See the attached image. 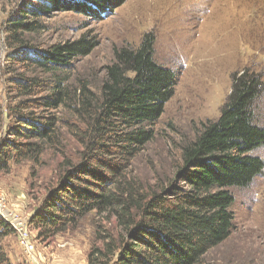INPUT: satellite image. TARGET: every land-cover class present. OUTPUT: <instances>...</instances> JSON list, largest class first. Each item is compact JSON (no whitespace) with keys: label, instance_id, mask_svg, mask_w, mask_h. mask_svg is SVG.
<instances>
[{"label":"trees","instance_id":"obj_1","mask_svg":"<svg viewBox=\"0 0 264 264\" xmlns=\"http://www.w3.org/2000/svg\"><path fill=\"white\" fill-rule=\"evenodd\" d=\"M125 1L39 0L8 23L12 53L4 74L13 124L0 144V173L12 163L42 167L46 154L62 155L31 222L41 238H52L90 219L88 264H210L206 255L234 228L231 188L264 173V159L252 154L264 146V126L256 121L264 81L249 69L233 73L219 117L182 146L174 176L138 178L134 159L155 137L179 80L155 59L154 36L116 47L96 86L75 72V62L97 47L96 36L46 48L28 39L56 11L101 19ZM68 139L81 147L76 159L67 156ZM13 233L0 215V264H13L3 245Z\"/></svg>","mask_w":264,"mask_h":264},{"label":"rangeland","instance_id":"obj_2","mask_svg":"<svg viewBox=\"0 0 264 264\" xmlns=\"http://www.w3.org/2000/svg\"><path fill=\"white\" fill-rule=\"evenodd\" d=\"M38 1L0 0V144L13 124L4 74L12 53L6 42L8 23L28 14ZM40 22L42 28L28 34L38 47L82 35L97 37L93 52L75 62L76 74L93 86L113 61L116 47L139 46L146 34L154 36L155 59L174 70L179 80L155 126V137L133 162L134 175L152 183L173 177L182 146L196 137L204 123L219 117L232 89L233 73L249 69L264 81V0H126L101 19L56 11ZM256 121L264 126V91L256 104ZM68 140L67 156L76 159L81 147ZM252 154L264 159V146ZM63 159L49 153L42 167L12 163L7 172L0 173V190L8 209L27 221L36 245L34 255L29 256L20 247L16 231L5 238L3 245L13 264H88L93 241L90 219L52 238H41L31 222L44 207ZM231 191L235 197L233 231L210 250L206 261L264 264V173L247 187Z\"/></svg>","mask_w":264,"mask_h":264},{"label":"built area","instance_id":"obj_3","mask_svg":"<svg viewBox=\"0 0 264 264\" xmlns=\"http://www.w3.org/2000/svg\"><path fill=\"white\" fill-rule=\"evenodd\" d=\"M0 215L5 221L14 227L18 243L22 250L29 256L32 254L34 255L36 249L35 239L28 223L26 220L20 218L17 214L8 209L7 199L2 190H0Z\"/></svg>","mask_w":264,"mask_h":264}]
</instances>
